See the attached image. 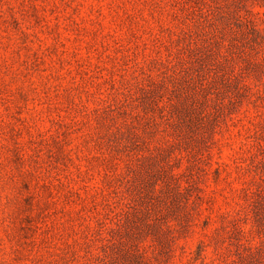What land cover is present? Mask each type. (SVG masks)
<instances>
[{"label": "rangeland", "instance_id": "obj_1", "mask_svg": "<svg viewBox=\"0 0 264 264\" xmlns=\"http://www.w3.org/2000/svg\"><path fill=\"white\" fill-rule=\"evenodd\" d=\"M0 264H264V0H0Z\"/></svg>", "mask_w": 264, "mask_h": 264}]
</instances>
